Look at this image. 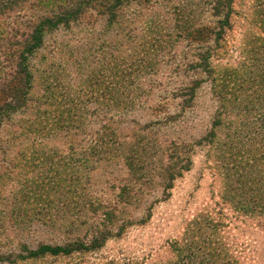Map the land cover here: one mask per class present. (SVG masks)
<instances>
[{"label":"rangeland","instance_id":"obj_1","mask_svg":"<svg viewBox=\"0 0 264 264\" xmlns=\"http://www.w3.org/2000/svg\"><path fill=\"white\" fill-rule=\"evenodd\" d=\"M128 14L132 41L93 19L34 55L31 95L47 103L0 135L22 136L0 143V264H264V0ZM201 27L225 34L215 75L185 33Z\"/></svg>","mask_w":264,"mask_h":264},{"label":"trees","instance_id":"obj_2","mask_svg":"<svg viewBox=\"0 0 264 264\" xmlns=\"http://www.w3.org/2000/svg\"><path fill=\"white\" fill-rule=\"evenodd\" d=\"M26 1L0 0V17L13 12L15 9L34 13L30 16L15 17V19L21 18L23 21H15L11 26H8L6 20L0 19L3 21L0 25V40L8 37L10 38L9 42H12L4 53L7 58L11 59V62H16L15 70L8 75L10 77L4 82H0V135L1 129L7 124L11 125L10 123L19 111L26 113L29 109H34L33 112L40 114L41 107L46 105L47 102L35 101L31 95L35 84V65L32 59L39 50L48 48L47 39L52 38L54 33L62 29L68 31L81 25L91 26L93 19L94 21L104 19L106 29L118 28L125 33L129 42L132 41L131 31L133 29L130 28L132 18L129 17L133 15L128 14L130 8L136 4L141 8L147 9L148 7L151 9L159 0H33L34 3L31 4L25 3ZM33 11H38V13ZM185 33H187V38L191 39V43L200 46L201 52L198 54L200 66L205 69L208 76L215 75L210 60L216 56L220 42L225 39V34L223 32L214 33L207 27L192 28ZM148 46L146 50L155 48L154 43ZM212 81L216 83L215 76H212ZM46 90L48 92L49 88ZM219 92L223 94L222 100L225 101L227 94H224V89ZM48 95H51L52 98L56 97L53 92ZM71 109L63 111L64 115L61 114L58 117L60 121L70 127L76 123L74 121L75 114L72 113L76 109L75 107ZM37 120L34 119L28 123L26 131L29 134H34L33 125ZM21 137V135L15 136L11 141L3 140L0 137V143H8V141L13 143L20 140ZM0 151L6 154L8 152L7 146L0 144Z\"/></svg>","mask_w":264,"mask_h":264}]
</instances>
